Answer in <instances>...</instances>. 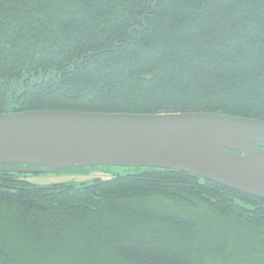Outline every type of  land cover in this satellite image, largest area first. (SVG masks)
I'll return each mask as SVG.
<instances>
[{
	"label": "trees",
	"instance_id": "obj_1",
	"mask_svg": "<svg viewBox=\"0 0 264 264\" xmlns=\"http://www.w3.org/2000/svg\"><path fill=\"white\" fill-rule=\"evenodd\" d=\"M32 112L264 122V0H0V116ZM136 169L0 172V264H264L263 199Z\"/></svg>",
	"mask_w": 264,
	"mask_h": 264
},
{
	"label": "water",
	"instance_id": "obj_2",
	"mask_svg": "<svg viewBox=\"0 0 264 264\" xmlns=\"http://www.w3.org/2000/svg\"><path fill=\"white\" fill-rule=\"evenodd\" d=\"M261 145L263 121L216 114L0 116V172L52 174L80 167L176 170L264 200Z\"/></svg>",
	"mask_w": 264,
	"mask_h": 264
},
{
	"label": "rangeland",
	"instance_id": "obj_3",
	"mask_svg": "<svg viewBox=\"0 0 264 264\" xmlns=\"http://www.w3.org/2000/svg\"><path fill=\"white\" fill-rule=\"evenodd\" d=\"M136 168L121 167H80L61 170L52 174H33L27 180L39 187L58 184H81L91 182L94 178L107 180L115 175L136 173Z\"/></svg>",
	"mask_w": 264,
	"mask_h": 264
}]
</instances>
